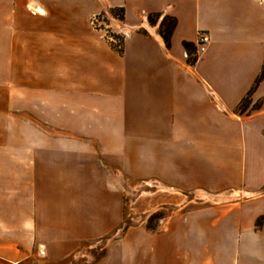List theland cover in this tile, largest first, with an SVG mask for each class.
Here are the masks:
<instances>
[{
  "label": "crops",
  "instance_id": "crops-1",
  "mask_svg": "<svg viewBox=\"0 0 264 264\" xmlns=\"http://www.w3.org/2000/svg\"><path fill=\"white\" fill-rule=\"evenodd\" d=\"M263 68L264 0H0V264H264ZM122 178L198 206L119 237Z\"/></svg>",
  "mask_w": 264,
  "mask_h": 264
},
{
  "label": "rangeland",
  "instance_id": "rangeland-1",
  "mask_svg": "<svg viewBox=\"0 0 264 264\" xmlns=\"http://www.w3.org/2000/svg\"><path fill=\"white\" fill-rule=\"evenodd\" d=\"M114 11L115 10H112L111 13L112 15ZM113 16L117 18L115 15ZM92 21L95 22L92 24L94 29L105 31L106 39L112 34H118L111 29L109 25V21L104 14H99L95 16ZM121 49H118V51H121ZM197 51H196V56L198 58V54L201 51L199 50ZM4 54L6 56L7 50H4ZM6 60L7 58H5V62ZM4 65H5L4 73H7V65L6 64ZM6 91L7 89H5V92ZM7 100L9 99L6 97V93H5L4 105L7 104L8 102ZM258 104L259 102H256L254 105H258ZM249 111L251 112L252 110L249 109ZM3 117H4V121H7V119L17 121L18 119V118H12L13 117L12 114H9V117L7 116V114H4ZM21 122L22 121L19 120L17 121L19 126L22 125ZM14 132L16 136L17 134L20 135V133L23 134L26 133V130L15 128ZM123 181L125 182L123 184L125 187L123 189L125 219L123 222L124 225H121V227H119V229L117 230V234L119 235V237L122 236V234L127 232L128 230L138 231L139 229H142L148 232H156L160 229V227H162L163 223L172 214V212L179 209L178 208L179 206L183 207L184 205H187V208L184 210L188 211V210H192L193 208H196L199 203V201L195 199L193 194H185V195L180 194L174 196L179 200L178 201L179 206H171V205L161 206L160 205L161 203L166 202V199L164 198L171 197L170 194L164 193L161 190L159 191L155 188H151L150 186H145L139 183L138 181L129 180L128 178L123 179ZM259 181L260 178H257V182ZM157 206H159V208ZM98 254L102 256L103 251H100Z\"/></svg>",
  "mask_w": 264,
  "mask_h": 264
},
{
  "label": "trees",
  "instance_id": "trees-1",
  "mask_svg": "<svg viewBox=\"0 0 264 264\" xmlns=\"http://www.w3.org/2000/svg\"><path fill=\"white\" fill-rule=\"evenodd\" d=\"M113 15H115L117 18L122 20L124 18V10L123 9L115 10L113 12ZM156 18H157L156 15L149 16V22L151 24H154ZM176 25H177L176 19L171 18V17L164 18L162 23H161L160 35L164 39L168 48L171 47V36H172V34L176 28ZM183 47L188 54V63H190L191 65H194L197 61L195 46L192 43L184 42ZM263 79H264V68H263L260 76L256 79L255 83L253 84V86L250 89V91L248 92V94L245 96V98H243V100L239 104L238 112L240 114L247 112L249 108L252 111L258 110L261 108L260 103L258 105H252V106H251V103H252V95L254 94V92L256 91L258 86L260 85V83L263 81ZM263 225H264V216L259 217L256 221L257 227H261Z\"/></svg>",
  "mask_w": 264,
  "mask_h": 264
},
{
  "label": "built area",
  "instance_id": "built-area-1",
  "mask_svg": "<svg viewBox=\"0 0 264 264\" xmlns=\"http://www.w3.org/2000/svg\"><path fill=\"white\" fill-rule=\"evenodd\" d=\"M97 21V20H95ZM95 23L92 21V24ZM107 41L109 44L115 48V49H121L123 44V36L121 34H112L109 37H107ZM210 42V38L208 34L205 31H199L197 35V46L198 50L203 52L204 48L208 43Z\"/></svg>",
  "mask_w": 264,
  "mask_h": 264
}]
</instances>
